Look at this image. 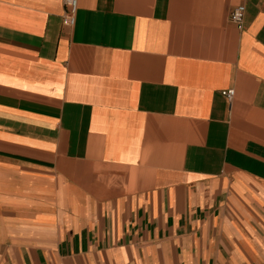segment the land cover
<instances>
[{"label": "crops", "instance_id": "crops-1", "mask_svg": "<svg viewBox=\"0 0 264 264\" xmlns=\"http://www.w3.org/2000/svg\"><path fill=\"white\" fill-rule=\"evenodd\" d=\"M64 13L0 0V264H264V0Z\"/></svg>", "mask_w": 264, "mask_h": 264}, {"label": "built area", "instance_id": "built-area-1", "mask_svg": "<svg viewBox=\"0 0 264 264\" xmlns=\"http://www.w3.org/2000/svg\"><path fill=\"white\" fill-rule=\"evenodd\" d=\"M65 13L63 16V24L66 27H72L76 23V16L79 9V0H64ZM245 7L240 6L232 13V21L238 29H242ZM222 95L232 103L235 97V90L230 89L222 92Z\"/></svg>", "mask_w": 264, "mask_h": 264}]
</instances>
